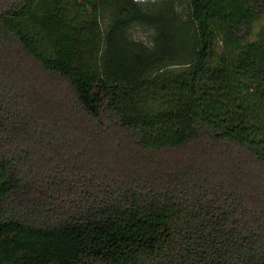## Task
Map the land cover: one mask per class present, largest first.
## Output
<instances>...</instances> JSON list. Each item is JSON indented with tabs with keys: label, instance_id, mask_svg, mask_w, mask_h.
Wrapping results in <instances>:
<instances>
[{
	"label": "trees",
	"instance_id": "16d2710c",
	"mask_svg": "<svg viewBox=\"0 0 264 264\" xmlns=\"http://www.w3.org/2000/svg\"><path fill=\"white\" fill-rule=\"evenodd\" d=\"M229 1L0 0V264H264V0Z\"/></svg>",
	"mask_w": 264,
	"mask_h": 264
},
{
	"label": "rangeland",
	"instance_id": "374dc122",
	"mask_svg": "<svg viewBox=\"0 0 264 264\" xmlns=\"http://www.w3.org/2000/svg\"><path fill=\"white\" fill-rule=\"evenodd\" d=\"M224 10L226 13L233 16L240 12V5L237 2V0H230L228 3L224 5ZM152 34L153 33L151 30L141 27H137L132 31V35L135 39L139 41H143L148 45H151ZM219 35H220L221 44L225 43V41H227L225 33L220 30Z\"/></svg>",
	"mask_w": 264,
	"mask_h": 264
}]
</instances>
